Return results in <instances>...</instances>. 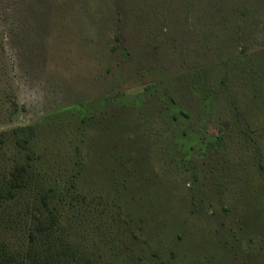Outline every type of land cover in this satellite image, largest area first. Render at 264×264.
<instances>
[{
  "label": "rangeland",
  "instance_id": "374dc122",
  "mask_svg": "<svg viewBox=\"0 0 264 264\" xmlns=\"http://www.w3.org/2000/svg\"><path fill=\"white\" fill-rule=\"evenodd\" d=\"M17 163L20 264H264V0H0L1 187Z\"/></svg>",
  "mask_w": 264,
  "mask_h": 264
},
{
  "label": "trees",
  "instance_id": "16d2710c",
  "mask_svg": "<svg viewBox=\"0 0 264 264\" xmlns=\"http://www.w3.org/2000/svg\"><path fill=\"white\" fill-rule=\"evenodd\" d=\"M29 128L21 129L19 132L24 133ZM30 130V129H29ZM27 142V141H26ZM29 165L27 163H17L14 167L10 170V178L6 181V184L2 187L0 186V200H11L17 197V193L20 192L23 188L29 185V179L27 177ZM81 166H78V171L80 172ZM77 174L72 176L70 179V183L66 189L70 190L71 192V199L78 200L80 198H84L82 192L75 191L77 187ZM53 188H49L45 195L41 196L42 204L45 206V209L48 210V218L42 219L37 221L35 226V230L38 231H53L56 227L58 220H57V209L55 207H50L52 210L49 209V198L50 196L53 197L54 193ZM74 191V192H73ZM62 229V228H61ZM61 239V238H60ZM63 241V240H61ZM61 243V242H60ZM65 241L62 242V246L64 245ZM6 246V245H5ZM4 246L3 243H0V264H20L17 261L15 254L11 253L9 249Z\"/></svg>",
  "mask_w": 264,
  "mask_h": 264
}]
</instances>
